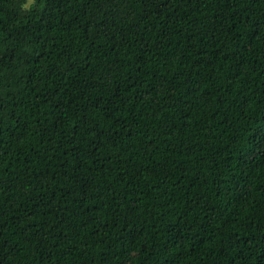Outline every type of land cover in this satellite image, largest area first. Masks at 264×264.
Here are the masks:
<instances>
[{
	"label": "trees",
	"instance_id": "trees-1",
	"mask_svg": "<svg viewBox=\"0 0 264 264\" xmlns=\"http://www.w3.org/2000/svg\"><path fill=\"white\" fill-rule=\"evenodd\" d=\"M0 0V264H264V0Z\"/></svg>",
	"mask_w": 264,
	"mask_h": 264
},
{
	"label": "clouds",
	"instance_id": "clouds-1",
	"mask_svg": "<svg viewBox=\"0 0 264 264\" xmlns=\"http://www.w3.org/2000/svg\"><path fill=\"white\" fill-rule=\"evenodd\" d=\"M37 6V0H20V9L23 12H30Z\"/></svg>",
	"mask_w": 264,
	"mask_h": 264
}]
</instances>
